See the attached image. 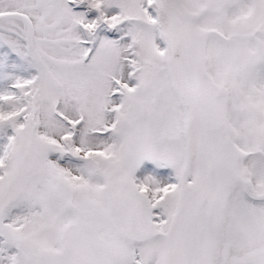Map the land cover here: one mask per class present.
I'll use <instances>...</instances> for the list:
<instances>
[{
  "label": "snow or ice",
  "instance_id": "obj_1",
  "mask_svg": "<svg viewBox=\"0 0 264 264\" xmlns=\"http://www.w3.org/2000/svg\"><path fill=\"white\" fill-rule=\"evenodd\" d=\"M0 264H264V0H0Z\"/></svg>",
  "mask_w": 264,
  "mask_h": 264
}]
</instances>
